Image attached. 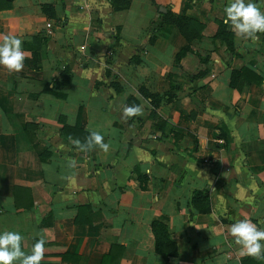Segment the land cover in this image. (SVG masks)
Listing matches in <instances>:
<instances>
[{
	"label": "crops",
	"instance_id": "1",
	"mask_svg": "<svg viewBox=\"0 0 264 264\" xmlns=\"http://www.w3.org/2000/svg\"><path fill=\"white\" fill-rule=\"evenodd\" d=\"M229 2L0 0V35L28 54L21 72L0 66V232L19 231L26 253L44 235L41 264H100L111 244L122 249L105 264H241L231 224L264 228V33L239 39L225 24L228 51L215 30ZM166 10L203 25L177 62L186 41L160 21ZM64 65L65 97L41 92ZM243 66L262 81L229 86ZM130 97L143 115L124 119ZM77 108L107 152L80 151L60 132ZM195 189L208 212L191 203ZM152 220L175 255L154 252Z\"/></svg>",
	"mask_w": 264,
	"mask_h": 264
},
{
	"label": "clouds",
	"instance_id": "2",
	"mask_svg": "<svg viewBox=\"0 0 264 264\" xmlns=\"http://www.w3.org/2000/svg\"><path fill=\"white\" fill-rule=\"evenodd\" d=\"M226 19L224 23H230L232 31L239 39L255 41L257 33H264V11L253 0H230L225 6ZM23 40L12 34L0 35V66L11 72H21L28 54L22 47ZM141 105H125L122 118L127 119L143 115ZM71 123V122H70ZM72 144L80 151H90L98 146L107 152L110 145L104 142V137L99 131L89 130L85 142L79 139L69 138ZM75 162L70 161L69 166ZM235 244L241 248V256H250L254 259H264V228L258 227L250 218L239 219L229 228ZM38 238L31 246L30 252L22 248L24 237L19 231L0 232V264H41L45 254L44 235L38 233Z\"/></svg>",
	"mask_w": 264,
	"mask_h": 264
},
{
	"label": "trees",
	"instance_id": "3",
	"mask_svg": "<svg viewBox=\"0 0 264 264\" xmlns=\"http://www.w3.org/2000/svg\"><path fill=\"white\" fill-rule=\"evenodd\" d=\"M161 22H170L173 23L178 32L183 36L186 43L180 47L174 56V61L177 62L179 58L188 50V42L200 35V30L202 24L190 19L185 15L173 14L169 10H166L159 14ZM215 35L219 36L223 41L225 48L233 53V44H232V32L225 28V23L222 21H217V27L215 30ZM151 39V38H149ZM33 66H36V54L34 51L31 53ZM71 71L67 65H64L61 70V74L58 78H52L50 81H47L43 84L40 91L48 92L56 97L63 98L65 93L60 91V89L71 81ZM262 81V77L251 69L247 67H240L238 70H232L229 76L228 84L231 87L239 89L242 84H247L250 82L259 83ZM50 84V85H49ZM135 104L133 98L127 99V105ZM79 111L75 115L74 122L72 124H63L60 127V132L67 138L79 139L81 143L85 142L86 137L89 135V131L82 129L79 126ZM144 180L143 176L139 177L140 183ZM139 183V184H140ZM141 185V184H140ZM191 203L197 208L200 212H208L210 210V203L207 191L203 189H195L191 193L190 197ZM80 207H88V204L80 205ZM75 221L78 219L75 217ZM150 231L153 235V250L159 254L162 258L167 256H173L176 254V246L174 240L169 237L166 226L163 222L158 220H152L149 224ZM122 246L119 244H111L107 253L102 255L101 263L105 264L104 261L115 262L117 256L119 255ZM241 264H264V259H254L250 256H244L241 259Z\"/></svg>",
	"mask_w": 264,
	"mask_h": 264
},
{
	"label": "built area",
	"instance_id": "4",
	"mask_svg": "<svg viewBox=\"0 0 264 264\" xmlns=\"http://www.w3.org/2000/svg\"><path fill=\"white\" fill-rule=\"evenodd\" d=\"M46 26L48 27V26H49V24L47 23V24H46Z\"/></svg>",
	"mask_w": 264,
	"mask_h": 264
}]
</instances>
